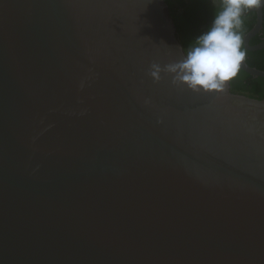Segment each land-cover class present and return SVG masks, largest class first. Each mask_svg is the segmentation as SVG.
I'll use <instances>...</instances> for the list:
<instances>
[{"label": "water", "instance_id": "1", "mask_svg": "<svg viewBox=\"0 0 264 264\" xmlns=\"http://www.w3.org/2000/svg\"><path fill=\"white\" fill-rule=\"evenodd\" d=\"M185 55L164 0H0V264H264V100Z\"/></svg>", "mask_w": 264, "mask_h": 264}, {"label": "clouds", "instance_id": "2", "mask_svg": "<svg viewBox=\"0 0 264 264\" xmlns=\"http://www.w3.org/2000/svg\"><path fill=\"white\" fill-rule=\"evenodd\" d=\"M262 3L264 0H226L211 26L196 37L186 55L166 67L173 74V83L183 84L194 92H223L245 59L239 31L243 10L260 8ZM161 71L154 64L149 75L158 81Z\"/></svg>", "mask_w": 264, "mask_h": 264}, {"label": "flooded vegetation", "instance_id": "3", "mask_svg": "<svg viewBox=\"0 0 264 264\" xmlns=\"http://www.w3.org/2000/svg\"><path fill=\"white\" fill-rule=\"evenodd\" d=\"M182 1V6L179 5V3H177L175 6L176 14L174 15V24H176V26L178 27V30L176 29V37L179 43L181 44L183 50L187 52L190 46L194 44L196 37L202 32L206 31L211 26L213 19L218 14V12L222 10V6L224 3H226V0ZM259 9L260 21L258 15ZM241 20L242 24L239 31L243 38L242 48L245 53H247L245 59L251 64H254L256 63V61H258V58L253 57L251 54L262 51L264 50V48L255 51L246 49L244 46V37L249 34L252 30H254L260 22V27L258 28L256 34H254L249 40L248 46L255 47L264 42V3H262L260 8H245L243 10ZM259 78L260 77H253L239 69L237 75L229 81L230 91L234 94L258 99L260 96L256 93H251L250 90L256 88L258 91L264 94V84L260 83L259 80H256Z\"/></svg>", "mask_w": 264, "mask_h": 264}, {"label": "trees", "instance_id": "4", "mask_svg": "<svg viewBox=\"0 0 264 264\" xmlns=\"http://www.w3.org/2000/svg\"><path fill=\"white\" fill-rule=\"evenodd\" d=\"M164 1H165V4L167 6V9L169 11V14H170L171 18L174 20V15L176 14V8H175V6H176L177 3H179V5L182 6L183 5V1L182 0H176V1H173V0H171V1L170 0H164ZM174 23H175V20H174ZM175 28L178 30V27L176 26V24H175ZM185 53H186V51H185ZM246 54L247 53H245V58H246ZM251 55L253 57L258 58V61H256V63H254V64H251L249 61H247L246 59H244L245 62H246V64L249 67H253V68H256L257 70L264 71V50L259 51L257 53H253ZM248 79H249V77H248ZM256 80H259L260 83L264 84V79L263 78H259V79H256ZM256 80H254V81H256ZM250 91H251V93H256V94H258L260 96L258 98V100L264 99V94L261 93L260 91H258L256 88H253Z\"/></svg>", "mask_w": 264, "mask_h": 264}]
</instances>
